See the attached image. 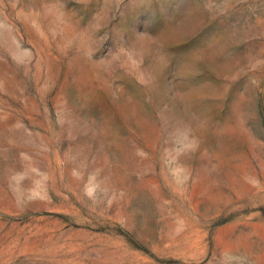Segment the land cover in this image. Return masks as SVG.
Masks as SVG:
<instances>
[{
    "label": "rangeland",
    "instance_id": "1",
    "mask_svg": "<svg viewBox=\"0 0 264 264\" xmlns=\"http://www.w3.org/2000/svg\"><path fill=\"white\" fill-rule=\"evenodd\" d=\"M0 264H264V0H0Z\"/></svg>",
    "mask_w": 264,
    "mask_h": 264
}]
</instances>
